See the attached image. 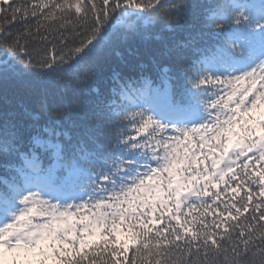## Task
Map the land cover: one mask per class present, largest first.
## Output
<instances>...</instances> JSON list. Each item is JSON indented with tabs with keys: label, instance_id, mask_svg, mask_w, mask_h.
Returning <instances> with one entry per match:
<instances>
[{
	"label": "snow or ice",
	"instance_id": "obj_1",
	"mask_svg": "<svg viewBox=\"0 0 264 264\" xmlns=\"http://www.w3.org/2000/svg\"><path fill=\"white\" fill-rule=\"evenodd\" d=\"M198 7L201 31L168 50L183 71L154 61V87L120 44ZM206 29L215 43L190 60L184 49ZM111 56L129 72H112L107 98L71 127L40 124L72 111L50 83L80 81ZM13 81L37 109L0 115L12 173L0 179V264H264V2L0 0V82ZM37 152L70 158L67 174ZM84 197L99 211L76 219Z\"/></svg>",
	"mask_w": 264,
	"mask_h": 264
},
{
	"label": "trees",
	"instance_id": "obj_2",
	"mask_svg": "<svg viewBox=\"0 0 264 264\" xmlns=\"http://www.w3.org/2000/svg\"><path fill=\"white\" fill-rule=\"evenodd\" d=\"M18 2L24 6L29 0H18ZM171 2L208 6L215 3H224V0H171ZM239 2H255L259 4L264 2V0H239ZM203 19L202 7H198L194 11H189L183 20H181L179 27L176 26L175 21L165 22L157 18L154 23L143 25L140 35L129 37L127 40L123 41L119 46V50L125 55H127L129 51H135L137 53V66H142L146 70V75L154 87H163L155 72L147 70L152 68L154 61L159 60L166 63L175 72L183 71L182 67L176 63L174 57L168 54V50L173 48L177 43L183 42L190 31L193 33L200 32ZM213 31V29L204 30V34L198 38L194 47L184 49L185 55L190 60L198 58L200 53L197 50L208 48L215 43L217 38L212 35ZM49 47L51 49L50 44ZM114 70L124 73L129 72L128 65L124 60H121L117 56H111L106 60L100 61L90 73H82L80 81L64 83L57 79L50 83L48 89L50 94L56 97L57 106H59L60 98L66 97L72 103V111L67 114L59 111L42 113L40 124L43 125L51 120L60 121L62 124L71 127L70 121H78L82 114L98 99L108 97L111 89V76ZM134 78H139L138 73ZM247 83L248 82L245 81L243 86H247ZM218 87L223 88L224 86L221 85ZM237 87H241V85H237ZM6 106L12 109V114L16 116L37 109L35 96L27 82L13 81L7 84L0 82V115L3 114ZM0 123H2V120H0ZM204 152L208 154V145L205 146ZM37 155L40 157V166L42 168L47 169L55 165L54 173L56 176H65L67 173L64 166H70L72 164L70 158L58 163L43 152H37ZM16 163L17 166H19L23 161ZM7 167L3 146L0 145V179H4L6 176L12 174L10 170L6 172ZM153 167H155V164H153ZM153 179L155 180L156 177ZM161 179H163V177H161ZM53 203H55V201H53ZM75 203L84 205L83 207L73 209V211L77 213L76 219H79L81 215H89L92 212L99 211L88 202V197H84V200ZM212 207H215V205ZM211 210L210 208L209 212H211ZM61 211H63V209H61ZM42 219V217L37 216L34 222H41Z\"/></svg>",
	"mask_w": 264,
	"mask_h": 264
}]
</instances>
